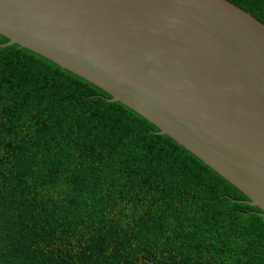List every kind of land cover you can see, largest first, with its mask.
<instances>
[{
  "label": "trees",
  "instance_id": "trees-1",
  "mask_svg": "<svg viewBox=\"0 0 264 264\" xmlns=\"http://www.w3.org/2000/svg\"><path fill=\"white\" fill-rule=\"evenodd\" d=\"M264 23V0H229ZM0 34V264H264L263 210L138 112Z\"/></svg>",
  "mask_w": 264,
  "mask_h": 264
},
{
  "label": "water",
  "instance_id": "water-1",
  "mask_svg": "<svg viewBox=\"0 0 264 264\" xmlns=\"http://www.w3.org/2000/svg\"><path fill=\"white\" fill-rule=\"evenodd\" d=\"M0 34L132 108L264 216V23L229 0H0Z\"/></svg>",
  "mask_w": 264,
  "mask_h": 264
}]
</instances>
